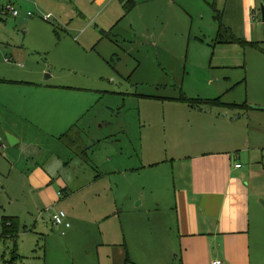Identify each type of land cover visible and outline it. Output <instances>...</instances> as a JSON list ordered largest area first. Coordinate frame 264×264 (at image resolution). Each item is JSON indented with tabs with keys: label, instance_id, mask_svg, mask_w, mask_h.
<instances>
[{
	"label": "rangeland",
	"instance_id": "rangeland-1",
	"mask_svg": "<svg viewBox=\"0 0 264 264\" xmlns=\"http://www.w3.org/2000/svg\"><path fill=\"white\" fill-rule=\"evenodd\" d=\"M217 1L0 0V80L58 87L57 91L34 96L37 107L32 118L35 125L31 129L32 136L40 138L37 140L40 151L62 155L68 139L59 135L66 133L71 122L78 116L82 119L85 114L83 118L91 119L88 125L93 136L89 137L84 130L80 136L87 144L85 158L90 167L97 168L105 157L103 153L108 144L100 145L96 139L110 128L107 120H114L111 128L120 131L123 144V137L140 141L142 130H148L153 159L161 162L167 158L169 150L189 144L191 139L200 143L221 138L222 133L212 122L221 119L223 113L235 120L243 114L247 116L238 110L206 108L196 112L179 100L182 97L203 101L220 99L227 104L252 106L250 103L264 97V82L257 64L258 60L264 61V54L244 50L239 45L229 48L217 44L219 20L226 0H219L218 4ZM261 4L262 1L258 6L259 22H262ZM9 6L21 15L15 17L7 13ZM48 15L51 19L47 21ZM54 105L58 108L62 105L67 115L57 117L44 108ZM75 106L79 113L70 117L69 112ZM250 113L253 121L244 124L251 125L258 133L263 132L258 112ZM261 117L264 120V113ZM21 122L25 125L27 120ZM3 140L1 145L12 149L8 139ZM117 148L124 151L120 164L125 166L130 161L131 148L119 145ZM137 161L132 159L130 165ZM84 168L82 162L75 160L59 170L58 175L80 187L87 179ZM167 173L173 174L165 165L149 170V174L157 177ZM142 175L136 173L127 181L121 179L125 194L136 193L135 182H142ZM15 187L10 185V190L19 199L25 200L23 196L31 191L30 187L22 191ZM5 190L0 187V264H113L108 252L114 248L102 243L105 233L101 223L95 230L99 241L91 249L83 248L90 243L83 216L90 206L82 191L68 207L62 203L49 211L34 212L35 218L19 216L22 233L15 242L3 239V219L15 216L1 214L2 204L10 192ZM261 200L264 198H259V203ZM135 207L133 198L130 205L125 202L124 222L136 217ZM161 209L165 211V206ZM58 212L67 214L73 229L77 223L69 219L72 215L73 219L74 215L81 216L84 232L77 238H63L60 230L53 226ZM163 213L157 223L159 237L165 234ZM147 243L150 247L149 241ZM127 254L129 264H152L150 257L139 256L137 260ZM85 260L91 262L85 263Z\"/></svg>",
	"mask_w": 264,
	"mask_h": 264
},
{
	"label": "crops",
	"instance_id": "crops-1",
	"mask_svg": "<svg viewBox=\"0 0 264 264\" xmlns=\"http://www.w3.org/2000/svg\"><path fill=\"white\" fill-rule=\"evenodd\" d=\"M261 1L264 2L226 0L219 24L228 28L231 36L243 44L237 41L217 44L229 48L239 45L244 50L252 49L264 54V23L259 22L258 14ZM257 64L264 82V61L258 60ZM19 82L0 80V85L8 84L4 88L0 87V141L3 138L5 142L7 134L19 141L15 146L10 145L12 149L6 148V144L4 148L0 142V187L4 192L5 188L10 191L2 204V215L35 218L33 213L40 209L49 211L62 203L68 207L82 191L90 206L89 212L83 215L90 243H86L83 248L91 249L99 241L95 230L101 223L105 233L102 243L114 248L111 249L114 251L108 252L113 264H129L127 253L131 259L150 257L152 264H264V207L259 203V198H264V120L261 117L264 113V97L256 98L257 101L250 103L252 106L246 103V108L237 109L247 114L241 115L239 120L228 117L225 112L221 119L213 121V126L222 133L221 138L200 143L191 139L189 144L169 150L170 154L161 162L153 159L154 150L149 143L148 130H142L140 141L123 137V144L120 143V131L111 128L114 120H107L110 128H107L106 133L98 134L96 139L100 145L102 142L108 144L103 153L105 157L97 168H92L86 164L87 152L84 151L87 144L80 136L82 130L89 137L93 136L92 128L88 125L91 119L83 118L87 116L85 114L82 119L78 116L71 122L67 132L59 135L63 137L72 131L62 155L41 152L40 141H37L40 138L35 139L31 129L35 125L32 118L37 107L33 102L34 96L49 94L52 90L57 91L58 87ZM16 92H19L18 96ZM44 108L57 117L67 115L62 105L59 108L54 105V109L51 106ZM191 108L196 112L204 111L199 107ZM208 109L237 111L226 107ZM252 110L260 116L261 133L251 129V125L244 124L245 121H253L250 115ZM76 113H79L77 106L69 112V116H75ZM109 117L111 119V115ZM189 117L194 119L193 114ZM24 119L27 120L25 125L21 122ZM118 145L130 147L129 160L138 161L132 166L130 161L121 166V159L125 156L124 151L117 148ZM238 152L240 154L236 155ZM75 160L86 167L82 171L83 174L87 173V179L80 187L58 175L59 170L67 168ZM238 164L240 168H237ZM161 165L170 168L173 174L169 176L167 173L161 177L149 174L151 168ZM94 169L98 171L95 173ZM136 173L143 174L142 182H135L136 193L125 194L121 179L127 181ZM10 185L22 187H15L20 191L30 187L31 191L23 196L25 200L19 199L11 192ZM62 197L66 199L63 201ZM132 198L138 214L124 222V204L130 205ZM162 206H165L166 212L161 209ZM162 211L165 214L162 226L165 234L159 237L157 223ZM69 220L76 221L77 226L65 230L66 234H62V237H79L85 230L81 216L74 215L73 219L72 215ZM39 230L44 231L41 228Z\"/></svg>",
	"mask_w": 264,
	"mask_h": 264
},
{
	"label": "trees",
	"instance_id": "trees-1",
	"mask_svg": "<svg viewBox=\"0 0 264 264\" xmlns=\"http://www.w3.org/2000/svg\"><path fill=\"white\" fill-rule=\"evenodd\" d=\"M235 41L242 43L241 41L234 39L228 28H226L223 24H221L219 33L217 36V42L218 43H235ZM243 44V43H242ZM256 46V45H255ZM181 102H184L186 104H189L193 107H199L200 109H206V108H221L226 107L229 109H244L246 108V105H227L220 99L216 100H194V99H187L186 97H182L179 99ZM72 131L68 132L66 135H64V138H69L72 135ZM81 149V148H79ZM84 151V150H83ZM86 153V151H84ZM2 229H3V239H13L16 240L21 232V221L18 217H7L3 219L2 222Z\"/></svg>",
	"mask_w": 264,
	"mask_h": 264
},
{
	"label": "built area",
	"instance_id": "built-area-1",
	"mask_svg": "<svg viewBox=\"0 0 264 264\" xmlns=\"http://www.w3.org/2000/svg\"><path fill=\"white\" fill-rule=\"evenodd\" d=\"M6 12L7 13H12L15 17L20 15L18 10L16 11L13 7H10V6L7 7V11ZM50 19H51V16L48 15L46 20L48 21ZM5 146H3V147L5 148ZM240 167H241V165L238 164L237 168H240ZM67 220H68V216L64 212H58V213H56L54 215V221H53L54 222V226L57 229H59L63 235L66 234L65 230H68L71 227L70 222H68ZM218 264H220V263H218Z\"/></svg>",
	"mask_w": 264,
	"mask_h": 264
},
{
	"label": "water",
	"instance_id": "water-1",
	"mask_svg": "<svg viewBox=\"0 0 264 264\" xmlns=\"http://www.w3.org/2000/svg\"><path fill=\"white\" fill-rule=\"evenodd\" d=\"M261 7H262V8H261V13H262V23H264V2H262ZM263 37H264V32H263ZM7 138H8V140H9V143H10L11 146H15V145H17L18 142H19V141L17 140V138L14 137V136H12V135L7 134ZM261 204H262V206L264 207V200L261 201Z\"/></svg>",
	"mask_w": 264,
	"mask_h": 264
}]
</instances>
